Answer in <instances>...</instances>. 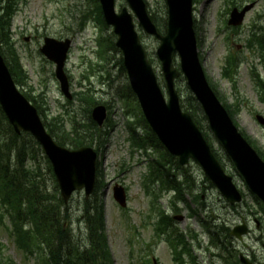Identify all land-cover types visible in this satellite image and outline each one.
<instances>
[{"label": "rangeland", "instance_id": "obj_1", "mask_svg": "<svg viewBox=\"0 0 264 264\" xmlns=\"http://www.w3.org/2000/svg\"><path fill=\"white\" fill-rule=\"evenodd\" d=\"M146 1L150 14L156 18L157 24L164 25L167 21L165 0ZM231 1L195 0L194 18L199 54L210 80L223 101L233 110L239 109L235 119L240 128L264 151V127L256 120L257 115L264 116V104L260 101V90L256 87L251 74V68L254 66L258 77L264 79L263 57L258 48H249L247 44L254 27L264 29V0H235L238 8L254 3V7L247 13L244 23L238 30L227 24L230 12L234 9ZM94 6L93 0H23L19 3L12 20L10 35L28 78V84L22 88L35 96L42 108L39 109L40 115L46 124L55 123L57 131L64 130L66 134L70 132L74 122L91 123L89 111L92 103L80 100L77 96L68 99L62 94L60 83L55 77V64L40 51L45 37L72 39L73 44L66 65L71 81V92L75 94L90 89L92 91L90 94L97 101L108 103L110 106L109 124L107 121L105 126L100 128L102 138L98 136L94 139L93 147L98 153L97 178L100 189L90 200L98 198L104 203L106 234L114 264L147 262L153 264V257H158L160 264H174L167 244L154 234V224L160 209L166 210L170 215L185 217L182 221L175 220V228L188 234L187 241L194 244L195 253L204 264H224L201 247V242L203 247H206L210 241L201 222L210 220L208 216L212 212L211 209L214 210L213 220L221 217L218 219L219 225L225 221L226 225L233 227L240 222L241 217H245L251 229L246 236L249 248L245 249L237 241H234V245L249 255L252 254L250 256L252 258L255 253L258 262L264 264V209L248 191L243 178L215 140L214 148L219 152L227 172L245 192L240 207L231 208L218 190L205 180L204 173L195 163L183 167L186 171L181 169L178 171L180 175L190 176V182L194 181L184 190L185 200L174 199L173 193L166 191L161 192L157 198L145 192L143 180L148 173V162L151 159L142 151H132L128 141L127 118L124 114L127 107L117 95L118 92L125 90L128 83L127 73L122 70L119 63L122 53L105 49L103 56H98V59L96 39L101 32L104 36L113 35V29L111 26L102 27L97 24L93 13L89 14L90 20L85 25L82 23V10L85 8L93 10ZM123 8H129L127 1L116 0L117 12H121ZM162 31H165V28H162ZM139 32L168 98L161 62L156 54L159 40L144 33L141 28ZM232 54L233 59L237 57L240 61L237 71L233 73V80L223 74L226 59ZM91 63L95 65L92 66ZM177 89L183 103L189 91L184 78L180 77L177 80ZM129 111L133 112L132 108L129 107ZM142 133L144 135L146 131ZM159 152L152 149L151 158L158 157ZM46 160L43 151L42 153L39 151L37 159H28L26 168H33L39 164L41 172L39 170V177H37L39 172H36V178L41 182L44 193L60 196V190L55 185L57 182L48 171ZM116 183L123 185L127 190L128 207L125 209H122L113 197V187ZM158 187L159 184L154 186L157 192ZM197 195L201 196V200L196 197ZM174 200L180 213H173ZM195 200L199 203L196 204ZM86 201L89 200H86L84 191L76 192L66 208L69 209L71 219L64 223L65 228L69 229L70 240L83 246H87L88 243L87 225L82 219ZM202 202L207 205L205 210V206H201ZM187 203L198 209L197 215L192 214ZM250 211L255 214H250ZM191 232L197 235L199 240L193 239ZM0 242L5 245V256L12 259L15 264H37L34 256L26 263L24 253L18 249L6 227L0 228Z\"/></svg>", "mask_w": 264, "mask_h": 264}, {"label": "water", "instance_id": "obj_2", "mask_svg": "<svg viewBox=\"0 0 264 264\" xmlns=\"http://www.w3.org/2000/svg\"><path fill=\"white\" fill-rule=\"evenodd\" d=\"M100 3L106 23L114 27L117 35L116 46L123 53L130 86L138 97L147 121L167 150L179 157L182 165L189 164L190 160L195 161L230 204L242 201L233 177L225 172L191 115L181 108L175 81L182 72L189 89L204 110L213 135L232 159L249 190L264 202V160L240 132L207 80L199 57L193 0H166V34L158 31L145 0H127L132 12L123 8L120 13L115 9L116 0H100ZM252 7L253 5H249L240 12L234 9L230 24H242L246 12ZM135 16L138 26L160 41L156 53L167 82L170 96L168 102L140 39ZM70 46V39L61 41L47 37L41 51L56 64V76L61 89L71 99L69 80L65 72ZM175 56L180 59L181 71L174 64ZM0 104L16 133L29 132L43 147L53 165L64 202L68 203L77 190H85L86 198H89L96 184L97 153L92 147L70 150L56 142L47 131L37 108L18 90L1 53ZM92 116L102 126L107 119L106 106H96ZM257 118L264 125V117ZM114 196L119 203L126 205L123 187L115 186ZM246 233L245 223L232 232L240 240H243V234ZM241 260L245 264H252L243 255Z\"/></svg>", "mask_w": 264, "mask_h": 264}, {"label": "trees", "instance_id": "obj_3", "mask_svg": "<svg viewBox=\"0 0 264 264\" xmlns=\"http://www.w3.org/2000/svg\"><path fill=\"white\" fill-rule=\"evenodd\" d=\"M19 0H0V44L1 52L4 55L11 72L18 85L24 87L28 84L26 71L21 63L20 55L15 49V44L11 39L10 31L12 19L16 11ZM95 1L93 10L85 8L82 10V23L88 20L90 13L95 15L97 22L107 27L104 23L102 9L98 0ZM235 5V4H233ZM156 22V18L153 17ZM157 23V22H156ZM166 21L164 25H158L159 30L162 28L166 30ZM260 36L256 35L257 43L264 48V29ZM255 37V34H254ZM115 35H102L99 40V54L103 56L104 50H114L119 52L115 46ZM253 42V40H249ZM121 68L124 72L126 69L123 65L122 59L119 60ZM238 65V59L229 58L227 65L224 67V75L230 76L231 69ZM209 81L213 89L219 95L216 86ZM256 86L260 90V98L264 102V80L257 79ZM24 91V90H23ZM27 97L33 101L39 109L41 105L37 101L32 92L24 91ZM125 103L126 114L129 116L128 128L130 130V142L133 148L142 150L146 154L149 149L154 148L160 151L159 157L150 162L149 168L151 170V177L154 180H160L163 187L177 191L178 196L183 198L184 183L191 186L194 182L178 181L177 172L181 170L186 171L179 165L178 159L170 155L159 142L156 135L149 128L135 94L130 85L127 83L125 90L117 94ZM80 100H86L92 107L100 102L90 94V92L83 91L77 94ZM220 97V96H219ZM223 101V98L220 97ZM224 102V101H223ZM229 113L235 119L238 110H233L231 106L225 102ZM129 107L133 112L129 111ZM183 108L190 112L195 122L203 130L205 137L212 145L215 154L222 162L219 152L214 148L213 141L208 126L206 117L202 108L196 98L188 91V97L184 101ZM61 118V117H60ZM131 118H135L132 121ZM56 120V119H55ZM238 125V122L235 119ZM138 124L146 131L144 135L138 131ZM51 134L63 146L69 148H79L84 145H93L94 139L98 136L102 138L101 130L96 123H75L69 133L64 131H57L55 123L46 124ZM243 134L257 148L260 155L264 158V151L258 148L252 138L244 131ZM42 153L40 145L32 138L30 134L23 133L17 135L13 127L8 122L4 112L0 107V225L6 224V218H9L11 226L8 225L9 231L14 237L17 247L24 251L26 258L30 256L37 257V264H113V258L108 243L106 234V221L103 201L95 198L85 202L82 219L87 225V246L79 243H73L70 240L71 236L68 228H65L64 223L68 222L71 217L69 209L63 203L58 195L44 193L41 187V182L36 178V172H41L40 165H35L33 168H26L28 159H37V154ZM47 162L48 171L52 174V169ZM38 173V176L40 175ZM34 175V176H33ZM54 178V176H53ZM56 185V184H55ZM57 186V185H56ZM100 186L96 187V192L99 191ZM97 194V193H95ZM180 197V198H181ZM201 199L200 196H197ZM256 202L264 209V205L255 197ZM62 208L64 211L62 212ZM66 209V210H65ZM213 238V242L218 246L217 238ZM224 251L228 250L227 246L222 247ZM186 250V249H185ZM0 264H15L12 259L5 256V245L0 242Z\"/></svg>", "mask_w": 264, "mask_h": 264}]
</instances>
